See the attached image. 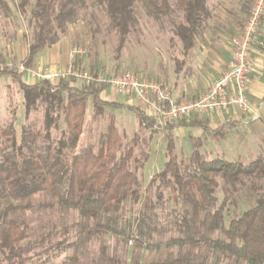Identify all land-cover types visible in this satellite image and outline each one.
Masks as SVG:
<instances>
[{
    "label": "trees",
    "instance_id": "trees-1",
    "mask_svg": "<svg viewBox=\"0 0 264 264\" xmlns=\"http://www.w3.org/2000/svg\"><path fill=\"white\" fill-rule=\"evenodd\" d=\"M138 5L161 28H169L185 56L204 35H215L206 0H0L5 40L17 34V28H7L8 23L14 26V15L22 17L30 31L27 54L19 66L6 61L0 49V78L17 83L23 107L19 128L15 107L9 111V121L0 124V264H54L67 252L72 255L60 264H79L81 248L103 238L136 249H166L163 259L148 264H264L263 157L242 164L223 157L207 160L200 152V138H224L232 123L213 129L202 116H191L157 130L144 110L127 107L142 128L165 135L163 167L144 186L130 164L138 140L134 137L124 144L125 136L113 118L97 148L77 151L88 103L94 118L107 108L123 106L102 98L106 86H78L73 78L55 83L22 81L36 67L38 55L55 45L89 8L104 13L119 54L138 27ZM251 5L252 0L243 4L237 19L241 29ZM88 71L99 75L92 66ZM38 112L40 123L34 117ZM182 127L198 128L202 134L187 159L176 155L171 134ZM245 189L251 199H237ZM40 195L49 198L43 208L57 210L61 216L47 235L55 237L54 242L43 236L30 246L24 244L25 223L13 213L31 209L30 201ZM69 212L77 216L72 225L66 220ZM174 249L183 252L175 255ZM92 264L125 263L101 245ZM128 264L141 263L131 257Z\"/></svg>",
    "mask_w": 264,
    "mask_h": 264
},
{
    "label": "rangeland",
    "instance_id": "rangeland-1",
    "mask_svg": "<svg viewBox=\"0 0 264 264\" xmlns=\"http://www.w3.org/2000/svg\"><path fill=\"white\" fill-rule=\"evenodd\" d=\"M32 2L33 0H29ZM14 13L16 8L13 5ZM138 27L131 33L123 49L118 54L116 53L117 41L114 33L110 32L107 28V19L103 12L99 9L89 8L85 12L82 11L80 19L69 26L67 33L59 39L55 44L59 48L67 49V62L64 67H57L51 70H64L69 66L71 51L77 47L81 50L79 56H76L74 60V66L88 71L89 66L94 67L99 75L102 76H119L124 72H130L138 75L139 77H152L168 75L172 77L175 75L176 70L175 60L180 57L179 53H168L166 47L161 44L170 30L168 27H160L151 18H148L143 9L138 5L137 8ZM18 13V12H17ZM16 13V14H17ZM20 16V15H19ZM12 18V17H11ZM14 26L8 23V30L17 28V34L15 39L9 40L10 43L15 42L16 47L13 49L10 44V49L15 51L12 53L9 63L19 66L21 57L20 51L27 50L29 40V29L27 22L22 17L14 15ZM18 20V21H17ZM16 22V23H15ZM6 25V26H7ZM3 26L0 27V35L2 36ZM12 33V31H8ZM19 32V33H18ZM0 45L2 46V54H7L5 50V38L2 36L0 39ZM7 41V40H6ZM9 43V42H8ZM22 45V46H21ZM208 50L207 47H204ZM52 48L42 51L36 59V67L40 66L50 69L47 65H37L47 52H51ZM171 54V55H170ZM6 57V55H4ZM21 67V66H20ZM20 71V70H19ZM31 77L30 80H26L28 83H34L38 81L32 77L29 73L24 77ZM24 80V82H26ZM77 85H81L80 81H76ZM112 91L109 87L105 92ZM114 98L117 95L116 92ZM106 95V94H105ZM126 101L133 100L131 95H121ZM118 99V98H117ZM111 102H116L112 100ZM123 105L121 103H118ZM251 105V103H250ZM252 106V105H251ZM12 107L16 108L17 122L16 127L19 128L23 123V107L22 96L19 92L17 83L11 78H0V124H5L10 119L9 111ZM139 109H143L137 106ZM253 107V106H252ZM85 124L83 133L78 145V149L82 150L87 147L97 148L100 140L105 136L106 127L109 119L113 118L115 125L117 126L121 135L125 136L123 143H129L134 137L138 142L134 146V159L131 161V168L137 169L140 175V179L144 186H146L151 177H153L162 167L165 162V135L162 133L151 134L149 130L142 128L136 116L133 112L124 110L122 107L118 109L107 108L102 115L93 117V111L91 103H88L86 110ZM36 120L40 123V112L34 114ZM33 118V116H32ZM263 120V113L255 121ZM261 126L264 125L260 123ZM258 124L252 126L239 125L235 129L229 127L226 128V135L224 138H212L210 140H203L200 152L207 160L214 157H223L226 160L247 164L254 160L258 156H262L264 159V138H262L260 130H258ZM264 129V128H263ZM176 155L178 158L187 159L193 148V144L196 143L199 137H202L200 131L191 128H183L174 130L172 133ZM264 187V182H261ZM245 192L240 194L237 199L248 200L251 199V192ZM49 202V198L42 195L34 197L30 201L31 209L26 211H17L13 213V216L17 217L20 221H23L27 227V238L24 244L30 246L36 244L40 240V237H45L47 241L54 242L55 237L49 238L47 235L52 233V225L57 224L60 220V212L57 210L45 209L43 205ZM17 205V203H13ZM68 225H72L77 221V216L74 212H69L66 215ZM58 230V229H57ZM58 240V238H57ZM60 240V239H59ZM101 245H105L107 252L110 255H115L119 260L125 264L130 262L131 257H135L141 264H148L157 259H163L167 255L165 248L158 251L136 249L129 246H125L115 239L103 238L100 241L93 240L85 244L78 253L79 264H92L99 255V249ZM47 246V244H45ZM173 254H178L177 249L171 251ZM72 252L63 254L54 264H60L64 257H69Z\"/></svg>",
    "mask_w": 264,
    "mask_h": 264
},
{
    "label": "built area",
    "instance_id": "built-area-1",
    "mask_svg": "<svg viewBox=\"0 0 264 264\" xmlns=\"http://www.w3.org/2000/svg\"><path fill=\"white\" fill-rule=\"evenodd\" d=\"M264 18V0H252L247 18L239 34L231 41V56L219 77L196 98L176 102L169 90L161 82L147 77H139L130 72L119 76L93 75L74 66L81 50L75 47L69 56V66L64 70H51L46 67L26 72L37 80L58 82L73 78L84 84H99L109 87L120 95H131L154 120V129H161L169 123L179 122L191 116H212L235 110L256 120L262 106L252 107L247 96V84L251 73L252 49L260 35ZM23 71V67H19Z\"/></svg>",
    "mask_w": 264,
    "mask_h": 264
},
{
    "label": "crops",
    "instance_id": "crops-1",
    "mask_svg": "<svg viewBox=\"0 0 264 264\" xmlns=\"http://www.w3.org/2000/svg\"><path fill=\"white\" fill-rule=\"evenodd\" d=\"M245 1L246 0H206L207 7L210 9L213 16L211 24L216 25L215 35L212 33L204 35V40L200 41L189 55L185 56L183 54L180 43L174 38L171 32L160 42L166 47L168 53L172 54L176 52L179 53L180 57L175 60L176 70L174 69L175 75L173 78L164 75L160 77L157 76L153 79L164 84L169 90L171 97L176 102H184L196 98L222 73L231 56L232 38L241 30L242 25L238 23L237 19H240L241 10ZM14 39L15 38L12 40ZM5 42L4 45L7 54H4L6 57L2 54V46L0 45L1 55L6 61H9L12 53H15L14 50L12 51L10 49V44L14 49L16 43H10V41L6 40ZM204 47H207L208 50H205ZM51 48V52H47L37 65H47L50 69L64 67L67 62V49H64V47L59 48L57 45H53ZM252 50L251 73L247 84V96L254 108L258 105L262 106L263 120L255 121L250 116L238 113L235 110L223 114L216 113L212 116H202V118L206 119L213 129L226 124L230 125L229 123L234 125L232 129H235L239 125L252 126L258 124L257 128L260 130L262 138H264V125L261 126L260 124L264 122V18L260 26V35L257 37ZM26 54L27 50L23 52L21 49V61L25 58ZM24 76L22 77L23 82L24 80L28 81L31 79L29 76ZM27 81L24 83L31 84ZM114 95L115 93H113V91H109V93L104 91L101 94L102 98L105 100L112 101L116 99L118 103L123 104L122 108L124 110L131 111L127 108L129 106L141 107L135 98H133L132 101L130 100V102L126 101L121 95H117L115 99H110L114 98ZM183 128L184 127L177 129ZM191 129L200 131L198 128Z\"/></svg>",
    "mask_w": 264,
    "mask_h": 264
}]
</instances>
